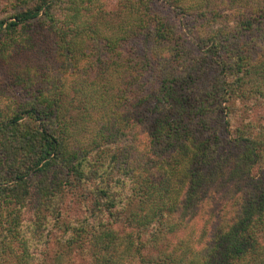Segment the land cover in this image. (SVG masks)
Here are the masks:
<instances>
[{
    "label": "trees",
    "instance_id": "trees-1",
    "mask_svg": "<svg viewBox=\"0 0 264 264\" xmlns=\"http://www.w3.org/2000/svg\"><path fill=\"white\" fill-rule=\"evenodd\" d=\"M117 5L0 18V264H264V0Z\"/></svg>",
    "mask_w": 264,
    "mask_h": 264
},
{
    "label": "rangeland",
    "instance_id": "rangeland-1",
    "mask_svg": "<svg viewBox=\"0 0 264 264\" xmlns=\"http://www.w3.org/2000/svg\"><path fill=\"white\" fill-rule=\"evenodd\" d=\"M201 1V0H200ZM215 1V0H214ZM221 1V0H219ZM225 1V0H224ZM107 10L112 11L114 13V10L118 7V2L119 0H105ZM220 4H223L221 2ZM17 6V0H0V18L4 16H9L10 14L13 13L14 8H18ZM159 4L155 7L156 10H161ZM171 15V13H169ZM34 30L30 29L24 32L23 37L26 38L27 34L33 33ZM31 40L26 38L24 41H22V45L20 46L21 48V54L20 52L16 55L15 57L6 65H3L0 67V108H6L7 106H12V98L6 95V93H3V82L5 79H8L10 73L16 69H23L26 68L25 65L29 64L30 68H33L31 66H34V63H39L41 66H45V69H51L54 72L56 71V68L60 64V57L58 58L56 56V53L53 50H50L46 44H40L36 46H31L29 48H26L23 46V44L30 43ZM42 49L45 51L42 52ZM47 50L53 52L52 54L47 55ZM49 56V57H48ZM4 76V78H2ZM69 215V213H67Z\"/></svg>",
    "mask_w": 264,
    "mask_h": 264
}]
</instances>
